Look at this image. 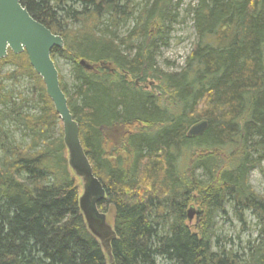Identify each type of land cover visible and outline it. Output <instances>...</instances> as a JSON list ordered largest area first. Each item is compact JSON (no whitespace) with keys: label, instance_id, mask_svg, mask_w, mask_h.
Listing matches in <instances>:
<instances>
[{"label":"trees","instance_id":"1","mask_svg":"<svg viewBox=\"0 0 264 264\" xmlns=\"http://www.w3.org/2000/svg\"><path fill=\"white\" fill-rule=\"evenodd\" d=\"M142 1L20 0L63 40L51 58L70 63L60 87L105 190L97 208L113 213V262L264 264V196L248 181L254 167L264 174V0L188 6L196 41L175 71L159 69L156 55L181 0ZM19 77L32 97L5 90ZM0 106V264H108L79 209L61 121L25 52L0 59ZM203 120L205 132L188 136ZM225 206L242 225L246 211L255 219L241 251L212 229Z\"/></svg>","mask_w":264,"mask_h":264},{"label":"water","instance_id":"2","mask_svg":"<svg viewBox=\"0 0 264 264\" xmlns=\"http://www.w3.org/2000/svg\"><path fill=\"white\" fill-rule=\"evenodd\" d=\"M63 45L61 36L53 34L45 25L31 17L20 0H0V59L7 57L9 50L13 54L25 52L34 72L42 79L46 95L52 101L62 123L68 165L80 180L79 209L88 230L101 241L109 264H114L110 242L115 239V231L107 223L106 214L97 208V204L105 198V190L95 177L85 154L79 138L78 123L73 119L68 107L67 97L60 87L59 72L51 58L52 49H61ZM80 65L86 69L93 68L84 60H80ZM206 129L207 121L203 120L190 126L187 135L200 136ZM196 212L193 207H189L188 221L192 220Z\"/></svg>","mask_w":264,"mask_h":264},{"label":"rangeland","instance_id":"3","mask_svg":"<svg viewBox=\"0 0 264 264\" xmlns=\"http://www.w3.org/2000/svg\"><path fill=\"white\" fill-rule=\"evenodd\" d=\"M178 0H173L175 4ZM137 3L143 4L142 0H136ZM196 0H181L176 8L177 16L175 20L171 23V29L169 33V38L167 44L163 47H159V51L156 55V64L159 69L164 71H175L184 65L185 58L189 55L192 48V44L196 41L195 31L193 27V21L190 16L186 15V9L188 6L193 5ZM125 28L119 30L120 35L124 34ZM55 62V61H54ZM59 74L62 75L66 83H70V63L64 59L58 58L55 63ZM14 67L9 64H4L2 67V72L11 71ZM5 90L11 91L14 96L20 94L24 97H32L30 86L31 81L27 77H19L17 81L5 80L3 81ZM148 84V82L146 83ZM143 85V84H141ZM151 86L148 87V89ZM28 111L33 113L31 103L27 104ZM1 108V106H0ZM30 108V109H29ZM14 123L12 121L6 122V128L15 142L22 141L20 132L14 128ZM58 127L53 130V136L58 135ZM28 142V138L25 140ZM261 168L264 169V162L261 163ZM248 181L252 189L264 196V174L260 172L257 167H254L249 172ZM80 182V181H79ZM81 189V186H80ZM197 212L194 213L191 223H196L198 208L191 204ZM189 209V208H188ZM226 214H216L213 219L212 229L216 234L222 237H227L231 239L234 250L241 251V246L247 239H253L257 235V227L255 226V219L246 211L244 213L245 225H242L237 219L234 218L229 206H225ZM107 222L109 225L113 226V213H106ZM214 238H212L213 240ZM214 241V240H213ZM228 243V242H227ZM226 243V246L228 244Z\"/></svg>","mask_w":264,"mask_h":264}]
</instances>
